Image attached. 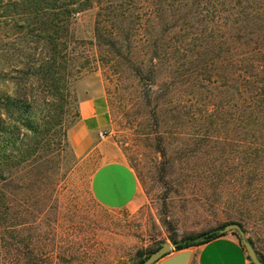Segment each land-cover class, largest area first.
<instances>
[{
    "label": "rangeland",
    "instance_id": "374dc122",
    "mask_svg": "<svg viewBox=\"0 0 264 264\" xmlns=\"http://www.w3.org/2000/svg\"><path fill=\"white\" fill-rule=\"evenodd\" d=\"M194 1H82L49 69L16 37L21 9L0 0V141L14 156L0 159V264H137L172 244L160 264L172 239L231 222L264 255V124L240 119L228 85L241 79ZM86 95L103 98L109 125L77 159L66 135ZM107 159L137 177L126 206L91 195Z\"/></svg>",
    "mask_w": 264,
    "mask_h": 264
},
{
    "label": "trees",
    "instance_id": "16d2710c",
    "mask_svg": "<svg viewBox=\"0 0 264 264\" xmlns=\"http://www.w3.org/2000/svg\"><path fill=\"white\" fill-rule=\"evenodd\" d=\"M13 1L21 9L14 12L21 17L20 22L15 19L13 24L14 30L20 29L16 32L17 39L35 43L34 46L28 45L26 49L32 54L37 51L42 57H46L45 62L49 69L55 67L58 59H62L64 50L60 47V40L63 39L60 33L65 28L62 25H69L71 15L84 8L82 1L89 0ZM193 6L197 9V15L203 17L201 22L222 33L221 43L226 65L231 74L241 79L237 88L234 84L228 85L231 90L236 89L240 93V119L243 123L264 124V0H195ZM6 141L3 138L0 141L2 164L8 163L7 154L10 156V151L5 153L9 145ZM240 227L242 228L241 225ZM220 229L187 236L181 241L172 239L175 250L199 245L224 234ZM232 232L241 242L238 232ZM248 240L252 243L251 239ZM156 249L150 250L148 254ZM257 254L264 263V255Z\"/></svg>",
    "mask_w": 264,
    "mask_h": 264
},
{
    "label": "crops",
    "instance_id": "0c3cea01",
    "mask_svg": "<svg viewBox=\"0 0 264 264\" xmlns=\"http://www.w3.org/2000/svg\"><path fill=\"white\" fill-rule=\"evenodd\" d=\"M77 111V119L68 129L66 137L75 158L83 159L106 140L109 115L103 98L96 95L80 98ZM89 189L99 204L117 208L134 200L138 181L124 161L107 159L91 172ZM186 249L190 250L186 264H253L238 236L232 231Z\"/></svg>",
    "mask_w": 264,
    "mask_h": 264
},
{
    "label": "water",
    "instance_id": "95a60500",
    "mask_svg": "<svg viewBox=\"0 0 264 264\" xmlns=\"http://www.w3.org/2000/svg\"><path fill=\"white\" fill-rule=\"evenodd\" d=\"M236 230L241 237V243L244 246L247 255L250 261L253 264H264L254 248L253 244L245 236L243 229L237 223H228L223 228L220 229V232L225 233L228 231ZM173 245L167 242L162 243L156 250L151 252L141 263L139 264H154L165 255L170 253ZM190 256V250H181L176 254L166 258L160 264H186Z\"/></svg>",
    "mask_w": 264,
    "mask_h": 264
}]
</instances>
